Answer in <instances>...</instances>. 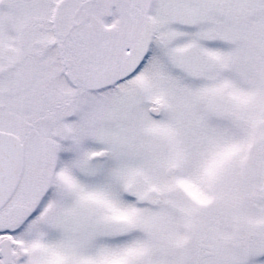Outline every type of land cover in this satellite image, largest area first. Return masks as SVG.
I'll return each mask as SVG.
<instances>
[{"label":"snow or ice","instance_id":"6c2138e0","mask_svg":"<svg viewBox=\"0 0 264 264\" xmlns=\"http://www.w3.org/2000/svg\"><path fill=\"white\" fill-rule=\"evenodd\" d=\"M0 264H264V0H0Z\"/></svg>","mask_w":264,"mask_h":264}]
</instances>
